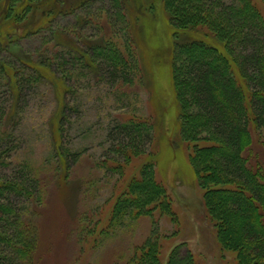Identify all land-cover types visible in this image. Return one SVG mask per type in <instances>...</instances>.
<instances>
[{
	"label": "rangeland",
	"instance_id": "1",
	"mask_svg": "<svg viewBox=\"0 0 264 264\" xmlns=\"http://www.w3.org/2000/svg\"><path fill=\"white\" fill-rule=\"evenodd\" d=\"M180 1L117 0L120 10L113 11L108 0H0V202L12 203L8 213L19 217L13 230H22L21 244L35 237L31 263L129 264L155 230L162 264L180 243L198 264H236L235 253L220 247L196 173L201 157L192 146L210 142L187 140L192 96L187 83L182 97L176 88L187 79L183 45L204 39L219 42L224 53L227 45L212 38L208 23L182 25L171 7ZM252 2L264 18V1ZM114 57L125 61L127 76L101 73L102 59ZM232 70L243 88L241 72ZM129 121L144 123L148 138L123 156L114 132ZM249 131L241 164L264 173V129L250 123ZM143 168L163 186L173 219L153 205L149 215H113ZM150 195L145 185L134 200ZM245 216L237 213L227 226L233 242L243 236ZM5 220L0 248L10 238L2 232Z\"/></svg>",
	"mask_w": 264,
	"mask_h": 264
},
{
	"label": "trees",
	"instance_id": "2",
	"mask_svg": "<svg viewBox=\"0 0 264 264\" xmlns=\"http://www.w3.org/2000/svg\"><path fill=\"white\" fill-rule=\"evenodd\" d=\"M169 1L174 4L177 0ZM108 2L113 11L120 10L117 0ZM190 2L181 0L171 6L182 20V25L197 29L208 23L212 35H215L212 38L224 40L227 45L224 53L217 46L219 42L209 45L204 39H199L193 43L195 47L183 45L179 54L180 59L182 56L186 58L187 79L181 85L177 81L176 88L182 97L186 95L187 83L192 96L188 98L194 112L189 113L193 117L189 114L185 117L189 129L184 133L187 134V140H192L190 142L196 139H208L210 142L207 147H197V144L192 146L193 154H198L201 160L199 168L192 160L190 164L194 170H198L199 185L205 191L204 206L215 226L221 249L234 252L236 264H264V181H261L264 173L260 166L250 169L248 162L244 163V167L240 160L243 150L250 143L249 124L255 129H264V18L252 0H229V4H224L222 0ZM199 53L208 55V58L197 59ZM96 54L98 56L94 58H100L99 52L96 51ZM118 58L99 61V70L105 77L115 79L127 76L125 61L121 58L120 64ZM235 66L244 79L243 88L235 81L232 70ZM183 100L188 105L186 97ZM127 123L114 132L115 139L119 141L118 150L123 156L127 155V148L137 147L143 139L148 138V134L143 133L146 131L144 123ZM133 128L135 131L131 130ZM202 134L206 138H200ZM226 148L231 151H226ZM221 151L222 154H219ZM213 160L217 167H214ZM201 168L204 169L202 178ZM250 177L253 180L260 179V183H251ZM145 185L150 187L151 195L146 200L135 201L141 187ZM1 203L0 218L6 219L1 226L2 232L8 233L10 238L0 248V264H33L31 254L35 237L32 236V242L21 244L22 230L19 227L13 230L21 226L19 217L14 219L8 213L13 207L12 203ZM170 203L163 186L154 178L153 171L143 168L139 177L132 179L123 195L117 198L113 215L119 218L127 212L135 218L149 215L151 211L147 206L153 205L173 219ZM245 209L249 210L246 212ZM244 211L246 216L240 223L243 236L241 240L233 242L227 226H232L236 214ZM162 260L163 248L153 230L150 238L130 258L129 264H162ZM166 264L198 263L192 252L180 243L171 249Z\"/></svg>",
	"mask_w": 264,
	"mask_h": 264
}]
</instances>
